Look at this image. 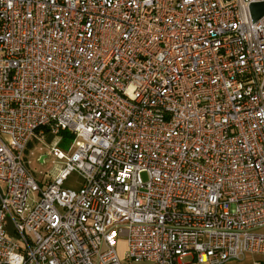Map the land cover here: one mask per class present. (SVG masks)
Masks as SVG:
<instances>
[{"label": "built area", "instance_id": "built-area-1", "mask_svg": "<svg viewBox=\"0 0 264 264\" xmlns=\"http://www.w3.org/2000/svg\"><path fill=\"white\" fill-rule=\"evenodd\" d=\"M262 2L0 0V264L264 256Z\"/></svg>", "mask_w": 264, "mask_h": 264}, {"label": "rangeland", "instance_id": "rangeland-1", "mask_svg": "<svg viewBox=\"0 0 264 264\" xmlns=\"http://www.w3.org/2000/svg\"><path fill=\"white\" fill-rule=\"evenodd\" d=\"M60 144L58 148L62 151V153L66 154L68 151L69 146L73 142V137L70 136L68 133H61L60 136ZM52 140V137L46 136V139L44 141H39L36 139H33L29 146L26 149L24 160L27 169L30 171L34 179L38 182L43 181H50L53 178V172L55 166H60L63 164L62 161H58L54 159L53 157L49 156L47 159H45L44 163H40L39 160L42 156H46L49 151V144ZM141 179L143 182L146 181L147 177L146 174H141ZM82 179L80 175L76 172L71 173L66 181L64 182L63 187L70 190H78L81 187ZM32 200L37 201L38 195L31 194L29 197V204L31 205ZM7 232L8 234L12 235L13 230L10 222L8 221L7 226ZM259 235H264V229H260L256 231ZM190 259L189 258H183L182 262L186 263ZM264 264V256L260 255H249L246 254L244 258H241L237 261H232L228 264ZM145 264V263H140Z\"/></svg>", "mask_w": 264, "mask_h": 264}, {"label": "water", "instance_id": "water-1", "mask_svg": "<svg viewBox=\"0 0 264 264\" xmlns=\"http://www.w3.org/2000/svg\"><path fill=\"white\" fill-rule=\"evenodd\" d=\"M250 16L253 23H256L262 17H264V2L252 4L249 7ZM45 156L41 157L39 162L42 164Z\"/></svg>", "mask_w": 264, "mask_h": 264}, {"label": "crops", "instance_id": "crops-1", "mask_svg": "<svg viewBox=\"0 0 264 264\" xmlns=\"http://www.w3.org/2000/svg\"><path fill=\"white\" fill-rule=\"evenodd\" d=\"M0 188L3 189V186H0ZM119 247H120V249H123V243H120V246Z\"/></svg>", "mask_w": 264, "mask_h": 264}, {"label": "trees", "instance_id": "trees-1", "mask_svg": "<svg viewBox=\"0 0 264 264\" xmlns=\"http://www.w3.org/2000/svg\"><path fill=\"white\" fill-rule=\"evenodd\" d=\"M63 133H66V132H63Z\"/></svg>", "mask_w": 264, "mask_h": 264}]
</instances>
